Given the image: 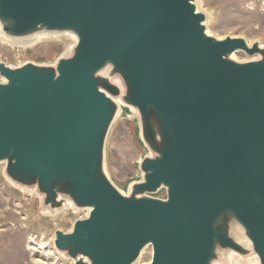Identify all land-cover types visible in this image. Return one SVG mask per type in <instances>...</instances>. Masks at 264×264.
Masks as SVG:
<instances>
[{
	"label": "water",
	"instance_id": "water-1",
	"mask_svg": "<svg viewBox=\"0 0 264 264\" xmlns=\"http://www.w3.org/2000/svg\"><path fill=\"white\" fill-rule=\"evenodd\" d=\"M196 2L0 0L6 41L77 40L55 66L0 60V164L47 216L89 212L55 234L74 264H137L149 247L150 264H264V48L209 35ZM123 107L151 153L129 195L105 170Z\"/></svg>",
	"mask_w": 264,
	"mask_h": 264
},
{
	"label": "rangeland",
	"instance_id": "rangeland-1",
	"mask_svg": "<svg viewBox=\"0 0 264 264\" xmlns=\"http://www.w3.org/2000/svg\"><path fill=\"white\" fill-rule=\"evenodd\" d=\"M200 6L201 12L212 18L207 29L213 37L242 38L247 43L264 46V0H200ZM3 39L0 37V60L11 68L29 63L55 66L75 45L71 37L43 41L28 48L9 46ZM255 58L259 57L253 58L244 52L236 54V61L240 63ZM2 79L0 76V82ZM122 113L124 116L115 121L107 140L105 170L114 185L129 195L133 184L142 181L140 164L151 153L142 142L138 114L124 107ZM5 169L6 165L0 164V264H74L56 250L55 234L57 231L70 233L75 221L84 216L69 215L62 220L60 215L54 222L58 218L42 212L37 191H21L8 179ZM154 197L166 199V193L161 191ZM152 259L153 249L149 247L138 264H150Z\"/></svg>",
	"mask_w": 264,
	"mask_h": 264
},
{
	"label": "bare ground",
	"instance_id": "bare-ground-1",
	"mask_svg": "<svg viewBox=\"0 0 264 264\" xmlns=\"http://www.w3.org/2000/svg\"><path fill=\"white\" fill-rule=\"evenodd\" d=\"M196 6H197L198 12H201L200 0H197ZM206 18H207L206 25H208L209 22H211L212 18L210 16H206ZM207 32H208L209 35L212 36V34L209 32L208 29H207ZM0 37L3 38V35H2V32H1V28H0ZM63 37H71V38H73L74 41H75V45L72 47V49L76 46L77 40H76L75 36H73L72 34H69V33L42 32V33H38V34H35L33 36H30V37H26V38L13 39V40H10V42H8L6 40L5 41H6V44H8L9 46H15L16 45V46H22L24 48H28V47L34 46V45H36V44H38L40 42H43V41H49V40H54V39H62ZM253 44L248 43V45L250 47H252ZM261 47L264 48V46H261ZM232 58L234 60H236V55L233 56ZM255 59H257V58H255ZM4 82H5V80L2 79V81L0 83H4ZM122 112H123L122 110H120L118 112L117 117H116L117 120H120L124 116L123 115L124 113H122ZM21 191H25L26 192L25 189H21ZM69 211L70 212H66L65 211V212H63L61 214L56 215L55 217L58 218V216L62 215L60 218L63 220L65 217H67L69 215L82 214L84 216V218L78 219V220H84V219H87V217L89 216V212L86 211V210L85 211H82V210L80 211L79 209H76V208H69ZM41 220H43V219L41 218ZM58 220H59V218L56 219L54 222H57ZM78 220H76L75 223ZM232 256H233V254H232ZM233 262H234V264H257V260H255L253 262H248V263H241V262L237 261L236 259H233Z\"/></svg>",
	"mask_w": 264,
	"mask_h": 264
}]
</instances>
